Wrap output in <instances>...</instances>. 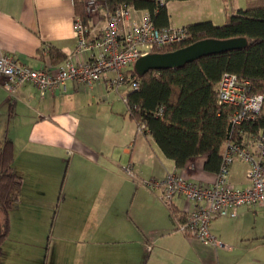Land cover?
Instances as JSON below:
<instances>
[{"label":"crops","instance_id":"0c3cea01","mask_svg":"<svg viewBox=\"0 0 264 264\" xmlns=\"http://www.w3.org/2000/svg\"><path fill=\"white\" fill-rule=\"evenodd\" d=\"M166 9L169 25L187 26L203 20L205 5L199 0H169ZM144 11L135 9L133 17L138 19ZM74 18L72 0H0V53L38 67L43 63L41 47L48 43L76 62L82 56L75 53ZM207 20L215 23L213 18ZM101 25L100 17L90 19L89 28L95 33H99ZM65 87L64 91L40 92L32 83L25 82L9 93L0 85V141L6 138L12 142L13 168L23 178L20 200L10 210L16 217L32 210L35 214L45 213L52 206L58 207L65 223L61 224L64 227L61 239L65 237L62 264H152L155 259L166 264L162 257L179 262L176 257L180 246L161 241L171 236L182 238L183 247L190 249V245L202 264H264L260 255L264 253V235L239 234L242 230L235 229L233 236L224 221L214 220L210 231L223 242L213 247L177 231L176 220L183 215L184 207L181 197H176L169 209L173 226L150 230L155 234L151 244L141 227L139 236H128L127 224L126 233L123 228L108 235L84 238L89 224L107 231L112 220L104 216L120 210L116 201L121 193L110 187L112 179L107 178L110 172L107 165L114 164L115 156L121 161L124 158L141 172L149 164L156 179L171 171L200 183H211L216 172L204 169L203 156L192 157L183 167H176L149 133L137 132V122L127 105L124 108L116 94L107 92L104 80L85 88L69 80ZM126 90L121 91L122 97ZM117 120L120 124H114ZM241 162L236 160L232 164L231 178L234 165ZM246 167L240 171L241 184L245 183ZM84 213L79 230L77 216ZM89 215L95 218H87ZM10 216L8 213L9 224ZM241 217L239 212L234 218ZM65 228L69 233L75 232L68 234ZM133 242H137L139 251L134 252ZM6 261L2 245L0 264Z\"/></svg>","mask_w":264,"mask_h":264},{"label":"built area","instance_id":"2783aa9c","mask_svg":"<svg viewBox=\"0 0 264 264\" xmlns=\"http://www.w3.org/2000/svg\"><path fill=\"white\" fill-rule=\"evenodd\" d=\"M83 3L89 19L101 14L103 19L99 33H95L75 16L72 26L75 53L82 58L75 62L68 56L63 63L54 65L48 43L41 47L43 63L38 67L0 53V85L11 93L22 83L30 82L40 92H54L64 91L69 80L81 88L104 80L109 89L122 85L136 89L139 83L128 71L138 57L189 37L185 26H156L147 11L135 19V8L131 5H121L108 14L100 9L99 0H83ZM216 91L218 103L231 108V122L242 138L225 141L214 181L200 183L169 171L147 182L152 188L160 189L161 198L168 207L176 197L183 198L184 216L176 220L177 230L215 247L220 241L210 231L213 220L235 217L243 205H264V121L256 131L248 128L264 115V93L251 92L249 80H241L231 72L221 75ZM123 99L127 103L125 96ZM137 125L143 132L144 123L137 122ZM236 160L248 165L245 183L240 185L231 180V166Z\"/></svg>","mask_w":264,"mask_h":264},{"label":"trees","instance_id":"16d2710c","mask_svg":"<svg viewBox=\"0 0 264 264\" xmlns=\"http://www.w3.org/2000/svg\"><path fill=\"white\" fill-rule=\"evenodd\" d=\"M72 1L75 16L89 27L83 0ZM99 1L100 9L108 14L121 5H131L147 11L156 26L169 25L166 9L169 0ZM100 18L103 19L102 14ZM185 27L189 33L187 39L153 51L174 50L204 38L243 36L247 44L240 49L200 57L181 67L150 69L143 75L131 67L128 72L139 87H127L126 105L136 122L144 123L143 132L152 136L176 167H183L192 157L203 156L204 169L216 172L225 141L242 138L231 122V108L217 101L216 83L224 72H231L241 80H249L251 92L264 93V0H247L245 7L226 13L220 24L202 20ZM49 51L53 64L59 65L66 59L51 44ZM263 121L264 115L248 128L256 131ZM13 160L12 142L5 138L0 141V255L10 229L8 212L18 204L23 188V178L15 172Z\"/></svg>","mask_w":264,"mask_h":264},{"label":"rangeland","instance_id":"374dc122","mask_svg":"<svg viewBox=\"0 0 264 264\" xmlns=\"http://www.w3.org/2000/svg\"><path fill=\"white\" fill-rule=\"evenodd\" d=\"M199 1L201 3L203 2L205 5V10L201 18L203 20L213 18V21L217 24L224 22V19H222L224 14L235 13L238 8L245 7L247 2V0ZM126 88V85H122L119 87V92L117 89H109L107 92L116 94L118 101L120 100L122 106L126 107L121 93V91H124ZM118 118L121 119L119 116ZM117 123L120 124L118 120L114 124ZM135 125L137 132H140L137 123ZM128 164L130 163L124 160V158H122L121 161L115 156L114 164L107 165L110 168L107 178L112 179L110 180V187L121 193L116 201L117 204H120V206H117L120 210L111 212L112 215L110 216H104V218L112 220L110 226L107 227V231H102V226H100L101 229L99 230L97 227L89 224L85 229L86 235L84 238H88L87 236L108 235L112 232L120 231L123 228H125L123 230H125L126 233L128 231L126 227L127 224L130 226L128 236L131 238L139 236L141 232L140 229L143 228L146 231L148 242L151 244L153 243L152 238L155 234L150 230L170 229L173 226L174 222L169 215L170 208L162 200L159 191L152 188L147 183L153 178L152 174L155 172L154 169L148 164L144 168V171L141 172L139 168H133V166L131 167ZM246 165L247 164L243 162L234 165L231 179L237 185L241 184L243 172L240 173V171H243ZM64 169L65 165H63L62 174ZM55 205H57L56 201ZM34 211L35 210L24 212L23 215L14 217L13 210H9L8 213L11 214L10 217L12 219L10 224L11 227L8 235L2 242L3 249L5 247L7 256L6 264H12L11 261H13L14 264H62L61 257H63L64 253L65 237L61 239V233L64 229V227L61 228V224L65 226V223L61 221L60 210H58V207L52 206L51 209L46 210L45 213H40L38 211L35 214ZM239 212H242L241 218L221 217L215 220L224 221L225 226L231 228L233 231V236L235 235V229L242 230L238 232L239 234L243 232V234L245 233V235L250 236L264 235L262 234L264 233V205L252 206L251 208L240 206L238 208V213ZM85 214L86 213L77 216L80 221V223L78 221L79 230L82 226V219ZM100 217L102 216L100 215ZM129 217L132 218V223ZM87 218H95V215H89ZM21 222H23L24 225ZM118 225H121L122 228ZM65 231H67L66 228ZM74 232V230H71L70 233L67 231L68 234ZM180 233L182 234V232ZM218 237L217 239L223 242ZM176 238L177 236L165 237L162 238L161 241L166 244L171 242L173 245L180 246L178 257H176L179 259V262H173L163 257L160 259L165 261L166 264H202L198 256L194 253L195 250L190 245V249L185 246L183 247L184 240L180 237ZM131 247L134 249V252L137 250L139 251L137 242H133ZM123 249L126 250L128 248ZM258 253L260 252L257 251V254ZM260 255L264 257V253ZM152 264H159V260H152Z\"/></svg>","mask_w":264,"mask_h":264},{"label":"water","instance_id":"95a60500","mask_svg":"<svg viewBox=\"0 0 264 264\" xmlns=\"http://www.w3.org/2000/svg\"><path fill=\"white\" fill-rule=\"evenodd\" d=\"M246 44L247 39L243 36L225 39L204 38L174 50L153 51L142 55L135 60L133 69L138 75H143L150 69L181 67L200 57L240 49Z\"/></svg>","mask_w":264,"mask_h":264}]
</instances>
